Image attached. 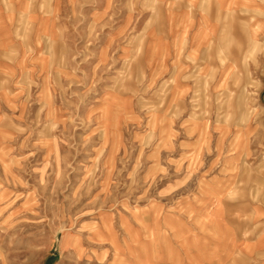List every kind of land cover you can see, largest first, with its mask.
Returning a JSON list of instances; mask_svg holds the SVG:
<instances>
[{"label": "rangeland", "instance_id": "rangeland-1", "mask_svg": "<svg viewBox=\"0 0 264 264\" xmlns=\"http://www.w3.org/2000/svg\"><path fill=\"white\" fill-rule=\"evenodd\" d=\"M146 1L118 6L141 18L133 59L101 53L116 6L101 27L99 3L77 7L70 59L61 45L39 72L26 54L0 56V264H182L148 237L182 183L228 175L237 218L264 205V42L196 65L194 84L149 83L143 34L159 9Z\"/></svg>", "mask_w": 264, "mask_h": 264}, {"label": "crops", "instance_id": "crops-1", "mask_svg": "<svg viewBox=\"0 0 264 264\" xmlns=\"http://www.w3.org/2000/svg\"><path fill=\"white\" fill-rule=\"evenodd\" d=\"M153 2L159 9V18L149 21L143 34V60L149 83L170 80L173 85L194 84L195 81L185 79L195 77L192 70L196 65L213 69L211 61L220 59L221 53L228 56L236 45H263L264 0ZM94 3L100 5L101 27L111 17L108 5L116 6L115 23L111 28L106 24L102 34L101 53L116 50L117 61L122 62L125 56L133 59L136 39L141 34V18L139 11L129 16L118 6H139L148 3L146 0H0V56L26 54L23 59L38 63L39 72L49 53L53 62L57 60L56 51L61 45L63 50L67 48L70 59L76 52L77 7ZM129 28L132 44L123 41ZM183 160H175L176 166ZM187 177L194 179L197 175L185 174L181 182L188 181ZM218 181L220 188L207 187L211 183L183 188L182 183L178 189L180 200L163 218L150 212L153 221L149 225V240L155 243L157 237L165 249L181 255L186 261L182 264H263L262 201L240 207L243 216L237 218V207L223 199L230 192L229 176L218 177ZM133 226L138 233L139 227Z\"/></svg>", "mask_w": 264, "mask_h": 264}, {"label": "bare ground", "instance_id": "bare-ground-1", "mask_svg": "<svg viewBox=\"0 0 264 264\" xmlns=\"http://www.w3.org/2000/svg\"><path fill=\"white\" fill-rule=\"evenodd\" d=\"M243 101H244V100H243ZM246 104H247V103H246ZM238 107H239V106H238ZM240 107H241V106H240ZM76 241H77V243H78V242H79V239H77Z\"/></svg>", "mask_w": 264, "mask_h": 264}, {"label": "trees", "instance_id": "trees-1", "mask_svg": "<svg viewBox=\"0 0 264 264\" xmlns=\"http://www.w3.org/2000/svg\"><path fill=\"white\" fill-rule=\"evenodd\" d=\"M52 261V260H51ZM49 264H50V262H49Z\"/></svg>", "mask_w": 264, "mask_h": 264}]
</instances>
